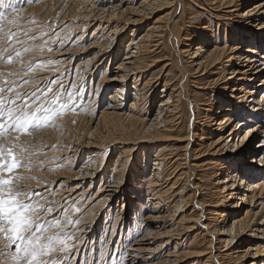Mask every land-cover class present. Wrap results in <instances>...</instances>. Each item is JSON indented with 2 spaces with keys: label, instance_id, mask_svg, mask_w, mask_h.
Wrapping results in <instances>:
<instances>
[{
  "label": "bare ground",
  "instance_id": "6f19581e",
  "mask_svg": "<svg viewBox=\"0 0 264 264\" xmlns=\"http://www.w3.org/2000/svg\"><path fill=\"white\" fill-rule=\"evenodd\" d=\"M58 1L60 5L57 8L52 5L53 0L29 6L32 8L30 12L42 20L41 31L49 29L52 34L57 32L63 42L68 43H72L79 33L81 36L77 39L82 40L90 27H95V31L84 50L75 49V45L71 44L69 48L58 47L51 53L55 60L53 62L62 71L49 70L42 74L43 78L62 76L64 67L72 66L70 61H73V57L69 54L92 51L90 54L85 52L86 57L76 66L81 74L82 71L86 73L85 76L89 73V80L81 77L83 81L77 79L75 83L83 86L84 91L88 86L94 87L95 96L99 94L100 87L110 92L107 98L109 106L100 112L99 117H94V110H87L90 105L87 104L89 101L83 99V91L75 101L80 113L60 118L52 127L42 131L47 139L46 144L50 146L48 153L58 151L56 155L60 162L69 161L74 167L78 158L89 153L88 159L70 175L69 179L77 181L71 183L72 194L80 190L81 194L88 192L94 185L93 180L98 176L102 164V145L99 143L105 142L101 140L104 128L119 131L120 140L115 143L123 144V151L117 156L121 167L114 166L111 171L113 183L105 179V174L111 173L105 170L100 187L94 194L98 203L104 202L108 206L105 209H108V215L112 214V204L116 198L117 202L120 198L118 191L120 184L124 183L125 169L129 162L137 160L135 153L143 148L144 143L185 142L180 148L177 144L161 143V148L156 151L157 177L143 176V181L147 182L145 205L149 207L145 219L147 227L127 249L129 264H184L193 257L202 258L201 264H264V117H260L264 116V0H202L199 3L193 0L210 17H206L207 22L201 25L206 30L199 29L197 17L192 16L193 30L190 37L185 38L190 42L186 44L187 49L177 51L184 53L189 60L180 63L177 59L164 64L166 70L171 67L164 77L160 101L153 107L155 95L151 89L157 91L161 76L144 79L142 72L150 66L145 64L144 57L162 46L164 27L180 42L179 21L173 16L178 4L183 5L184 0ZM165 9H172L167 11L169 19L166 25L162 24L163 18H167L165 14L149 21ZM22 12L24 10L19 12V17ZM184 15L185 11L183 18ZM213 17L218 22H214ZM146 22L148 27L139 34ZM213 22L217 26L224 22V39L219 35L222 32L219 31L220 26L213 34ZM127 32H131L132 36L129 43L126 42L124 56L118 59V53L114 50L118 44L122 49L120 44L124 39L121 38ZM97 33L103 41L99 40ZM108 57L109 64L113 60L116 65L109 72L108 69L100 71ZM70 58L72 60L68 61ZM4 67L7 66L0 65L3 72L6 71ZM99 71L101 77L93 85L92 81ZM69 79L65 82H72ZM130 79L134 80V85L128 88ZM193 86L198 90H193ZM127 102L130 104L127 105ZM185 108L189 115L186 134H183L184 125L181 123ZM87 115L90 119H87ZM80 120L88 121L81 135L74 140L60 142L59 136H63L60 129L77 124ZM179 150H182V159L185 160L183 164L178 163ZM144 151L143 159L148 162L150 152ZM168 162L175 166L172 170L174 176L165 174L168 172ZM140 169L138 165L137 170ZM207 170L213 172L209 181L203 179ZM62 173L51 174L55 178H62ZM65 174L67 176L68 173ZM172 174L169 171V175ZM132 191L129 189L125 199L130 205L144 206V202L140 201L142 190ZM137 192L139 198L135 195ZM123 193L125 195V190ZM205 195L212 200L205 198ZM126 200L122 201V212ZM137 214L135 212L130 217L133 226L137 223ZM92 227L89 224L88 228ZM188 231H195L196 235L195 242H191L187 249L183 248L180 240Z\"/></svg>",
  "mask_w": 264,
  "mask_h": 264
},
{
  "label": "rangeland",
  "instance_id": "374dc122",
  "mask_svg": "<svg viewBox=\"0 0 264 264\" xmlns=\"http://www.w3.org/2000/svg\"><path fill=\"white\" fill-rule=\"evenodd\" d=\"M41 1L43 2L45 0H34L33 3H27L26 0H17L18 8H20L21 11L24 10V12H22L23 14L20 13V17L18 16L17 23L15 25L11 26V31L17 32V37H15L14 39H20L23 41L22 44H14L13 45L14 48L21 50L22 55L20 57L14 56L12 64L0 63V65H2V66H4V65L7 66V67H4V70H6L5 72L0 70V82H3L5 80L15 81L17 84L21 85L20 87H18L16 89V91L21 92V93H24L26 91H29V90L35 88V87H39V86L43 85L44 81H45V78H43V75L47 71H49V70L50 71L56 70L57 72L62 71V68L60 66H57L56 63L53 62L55 60L52 59V57H51L52 56L51 53L55 52L58 47L64 48V46H66L65 48H69V47H71V44H73V45H75V49L83 48L84 46H87L91 42L90 38L93 37L92 34L95 31V27H90L85 32L84 38L82 40L77 39L79 36H81V34L79 33L75 37V39L72 43L71 42H69V43L63 42L62 37H60L57 32H54L52 34V32H51L52 30H49V29L46 30L45 29V30L41 31L40 30V26H41L40 24H43L42 20L40 18H38V15L34 14L33 12H30L32 10V8H29V6L32 7L34 4L41 3ZM192 1L193 0H184L183 5L178 4V10L176 12V15L173 16L174 19H178V21H179L180 42L175 40L172 37V34H170L169 30H167L166 27H164L163 28L164 29L163 30L164 36L161 39L162 40V46L156 50L154 49L153 52L145 54V57H144L146 60L145 64L148 63L147 65H150V66L145 67L144 68L145 71L142 72L144 74L143 75L144 79L145 78L148 79L149 77L161 76V79L159 80V83H158L157 88H156L157 91H153L152 87H154V86L151 87L152 88L151 93L153 92L155 95L154 100H152L153 101L152 107L155 106L156 104H158L160 101L162 89H163V86L165 83L164 77L166 76L167 72L169 71V69L171 67V66H169V68L166 70L164 68V64L167 62H172L174 60L176 61L177 59L179 60L180 63L182 61L184 63H187L189 60L188 56H186L183 52H182L183 54H180L177 51L182 50V49H187L186 44L188 42H190V40H187L185 38H186V36L190 37V34L192 33V30H193V29H191L192 21H193V20H191V19H193L192 16L197 17L196 20H198L197 22L200 23L198 25L199 29L206 30V29H203L202 26H203L204 22H207L206 19L210 18V17L203 9H199L197 7V5L195 3H193ZM107 2H108V0H107ZM197 2L198 3L202 2V0H197ZM52 5L55 6L54 8H57V6L60 5V3L58 0H55V1L53 0ZM27 7H28V10H27ZM174 7H177V6H174ZM168 10H172V9L160 10L158 13H156V15L154 17H151L150 18L151 20H149V21L152 22V21L156 20L157 17L163 16V14H165V17H167V18H163L164 22L162 24L166 25V22H168V19H169V15H167ZM0 11H2V9H0ZM184 11H185V15L183 18L182 14ZM8 18L12 19L13 17L9 16ZM212 19H215L214 22L218 20V19H216V17H213ZM149 21H147V22L149 23ZM147 22L144 24V27L141 28V30L138 32L139 34H141L143 32V30H145L148 27L149 24ZM214 22H213L214 26H212V28H214L213 34L214 35L216 34L217 28L220 26L219 31L220 32L222 31V32L219 35H221L220 37L222 39H224V35H225L224 22H221L222 24L220 23L221 25H219V26H217V23H214ZM35 23H37V24H35ZM3 26L7 29V27H8L7 21L4 22ZM53 30H55V27ZM194 31H196V30H194ZM138 33H136V34L139 35ZM1 35H3V33H1ZM41 35H43V36H41ZM97 35L99 36L100 34L97 33ZM32 36H35L36 38L35 39H27L26 38V37H32ZM45 36H46V38H45ZM131 36H132L131 32H127L126 34H124L121 38V39H124V42H123L124 45L120 44L122 49H120L119 44H118L117 45L118 49L116 48L114 50V52L118 53V59H121L124 56L125 49H126L125 45H127V43H129V39ZM47 38H48V40H47ZM58 38H60V40ZM95 38H98V37H95ZM37 39L38 40L40 39V40L38 41ZM99 40L103 41V39L101 37ZM45 41H46V43H45ZM31 43H33V44H31ZM41 43H43L44 45ZM36 44H38V45H36ZM68 44H70V45L68 46ZM25 47L29 48L28 52H23V48H25ZM49 47L52 48L53 50L48 51ZM0 48H7L8 49L6 52L3 53V55L5 57L13 51L12 48H8V42L7 41H0ZM152 48H154V47H152ZM84 49L85 48H83L81 50H84ZM85 52L87 53V51H80V52L69 54L70 57H73V61H70V62H72L71 63L72 66L64 67L65 70H64V74L62 75L64 80H66L67 78H70L69 81H72V82H76L78 80H81V82H82L83 79L86 80V78H87V80H89V77H90L89 73H87V76H85L86 73H83V71H82V74H81V71L79 69L77 71L78 67H76V66H78V63L81 60H83L86 57V55L90 54L92 51H90V53H87V54ZM18 60H21V62H19ZM69 60H72V58L68 59V61ZM109 60H110V58L108 57L104 61V63H102V65L100 67V71L108 69L107 72H109L112 69V67L116 65L115 64L116 61L112 60V62L109 64ZM48 61H52L53 64L52 63L48 64L47 63ZM41 62H43L45 64L44 70L37 68L35 71L29 72L27 76L22 75V73L27 70L29 65H35V64H38ZM55 66H57V67H55ZM100 71L94 77V79L92 81L93 85H94V83L97 84V82L99 81V78L101 77V74H102V73H100ZM9 73H16L17 75L10 76ZM174 73H175V71L173 73H171V77ZM69 74H70V76H69ZM35 75H36V77H35ZM58 76H52L50 78H55ZM81 77H83V79ZM40 78H43L44 81L39 80ZM23 81H29V83L25 84V83H23ZM96 84H95V86H96ZM133 85H134V80L130 79L128 81L127 87L129 88V86L132 87ZM90 87L91 86L86 87V90L83 93V99L87 102L89 101L87 104L91 106V107L89 106L87 110L89 112H92L94 110V112H95V113H93L94 117H99L100 112L109 106L107 98L109 97L110 92L107 89L104 90L101 87L100 88L98 87L100 89L99 94L97 96H95L96 95L95 94L96 89L94 87L93 88L91 87V89H92L91 90ZM193 88H194L193 90H196V91L198 90L194 86H193ZM129 102H127V105L130 104ZM74 106L76 107L75 112L67 111L66 113H64L60 117L56 118L50 126H46L40 130L34 131V132H32V134L30 136H22L21 137L20 142L23 143L24 146L26 148H28V150H29L27 153H25V155H26L27 159L30 161V169H31L30 171H23V175L35 178L32 180H25L23 183L27 187L43 191L44 194L49 197L50 201H55L59 205L64 204L65 203L64 199H66V198H69L72 202H74V209L69 212V216L72 217L73 219H75L77 217L80 218V223L77 224L75 226V229H74L76 237H75V240L73 241L76 245V248H78L79 251L75 252V255L72 257L70 264H126L127 262H128L127 264H129V256H127L129 251L127 249L129 247H131V245L137 239H139L140 236H142L143 231L145 229L144 227H147L145 219H146L149 207L145 205V200L147 197V193L145 192V190L147 189V182L143 181V178H145L143 176H150L152 178L157 177V175L155 174V172H157V170H155V167H156V165H155L156 151L161 148V143L164 142L165 144L166 143L177 144V145H180L179 146V148H180V147H182V144L184 145L185 142L181 143L179 141L171 140L173 143L171 141L153 142V143H150V145L148 143H147V145L144 143L143 148L135 153L134 158L136 157L137 160L135 161L133 159V162H129L128 167L125 169L126 175H125V178L123 180L124 183L120 184L121 189L118 191V194H119L118 197L120 196V198H119L118 202H117V198H116L114 204H112V206H114V209L111 211L112 214L108 215V211H107L108 209L105 210L106 208H108V206L107 205L105 206L104 202L98 203L97 202L98 199H95L96 196H94V194L98 191V188L100 187L99 185H100L101 176L103 174H105L106 171L111 172L112 168L114 166H116L118 168L121 167V163L117 162V159H118L117 156L120 155L119 154L120 151H123L121 149L123 144L121 145V144L115 143L116 140H120V136L118 135L119 131H115V130L113 131V129H110V128H108L109 130L108 129L106 130V128H104V129L102 128L104 130V132H103V137L101 138V140L105 141L103 143H99L102 145L100 147V152L102 155L101 156L102 157V159H101L102 164L98 169L99 170L98 176L95 178V180H93L94 185H92V187H91V185H89L92 190L89 189L88 192L84 191L82 194H81L82 190L77 191V193L75 192L72 194V192L70 191L72 188L71 183H76L77 181H72V179H69V178L73 175L74 171H77L79 169V167L82 165V162H84V160L88 159L87 155L89 156V153L86 152L84 155L85 157H82L81 159L78 158V161L75 164V166H74L75 168H74L73 165H71L69 161L68 162L67 161H63V162L61 161L60 162V160L57 159L56 152H58V151H56L55 154L48 153V151H50V146L46 144V141H47L46 136L42 134V131H44L45 129H48L49 127H52L55 124V122H57L56 120H59L60 118H64V117H66L70 114H73V113H80L81 112L80 107H77L78 105L76 103H74ZM122 107H125V106H122ZM186 109L187 108H185L183 110L184 121H183V123H181L182 126L184 125L183 126V129H184L183 134H186L185 130L188 126V124H187L188 118L187 117L189 114L187 111L188 109L187 110ZM87 117H88V115H87ZM260 117H262V119H263L264 116L260 115ZM87 119H90V118L88 117ZM190 120L192 121L191 118H190ZM87 122L88 121H86V120L85 121L80 120L79 123H77V124L74 123L75 125L74 124H72L71 126L67 125L63 129H60V135L63 133L62 134L63 136L61 135L62 137L59 136L60 142H63V141L66 142L68 140H74L75 138H78L81 135L83 128H85V126L87 125ZM81 127H82V129H81ZM228 132H226V133H228ZM13 135H15V133H13ZM153 145H155V146H153ZM149 147L151 149L147 150V148H149ZM144 150L150 152L149 159L147 160L148 162H145V160L143 159V153H145ZM178 154H177L178 155L177 157H180V159H178L179 160L178 163L183 164V161H185V160L182 159L183 158L182 150H179ZM63 157L65 158V156H63ZM188 159L189 158L187 155V161H188ZM138 165H140V167H141L140 171L137 170ZM162 165H164V163ZM167 168H168V170H167L168 172H165V174L168 173L167 174L168 177L174 176V173H173L174 171H172V170H174L175 166L171 165V163L168 162ZM68 170H70V171H68ZM169 171H170V174H172V173L173 174L169 175ZM209 171L210 172H208V170H207L203 174V179H205L206 181H209V179H211V176L213 174V172H211V170H209ZM58 172L59 173L63 172L62 176L66 177L67 179L64 177L61 178L60 176L55 178L54 174H57ZM51 173H54V174H51ZM65 173H68L67 176ZM198 173L202 174L201 171H199ZM63 174H65V175H63ZM111 174H112V172L105 174L106 175L105 179H107L109 182L113 181L114 176H113V174L112 175ZM199 176H201V175H199ZM37 181H39V183ZM89 182L91 183V180ZM68 185H69V187H68ZM134 185L136 187L137 186L138 187L136 188ZM165 185L166 184H163V186H165ZM45 189H47L48 191H44ZM129 189H130V192L132 190H135V189L138 192H139V190H142V191H140V194H142V195H140V197L142 196L140 201L144 202V206L141 205V207H137L134 204L130 205V203L125 199V198H127L126 193L129 192ZM123 190H125V195L123 193ZM138 192L135 193V195L139 198ZM70 195H71V197H70ZM205 196H206L205 198L212 200V198L209 195H205ZM123 200H126V204H125L126 206L124 207V210L122 212L121 208H122V204H123L122 201ZM117 204L120 206H118ZM75 209H79V211H75ZM121 212H122V214H121ZM135 212L138 213L137 217H136L137 219L135 218L137 223L134 224V226H133V221H132L133 219L130 220V217L132 215H134ZM95 214H97V215H95ZM119 214H121L122 217H120ZM89 224H92L93 227L88 228ZM93 228H95L94 231H93ZM85 230H87V231H85ZM84 234H85V236H84ZM195 235H196L195 231H188L182 236V239L180 240V242L183 243V248L188 249L187 246H189V244L191 242H192L191 244H193V242H195L194 241ZM105 241H107V242L105 243ZM173 245H174V243H173ZM73 251H75V249ZM101 252L104 253L103 259H101V257H100ZM201 260H203V259L200 257H198V258L193 257V258H189L184 264H201Z\"/></svg>",
  "mask_w": 264,
  "mask_h": 264
},
{
  "label": "snow or ice",
  "instance_id": "6c2138e0",
  "mask_svg": "<svg viewBox=\"0 0 264 264\" xmlns=\"http://www.w3.org/2000/svg\"><path fill=\"white\" fill-rule=\"evenodd\" d=\"M0 9V41H7L8 48L13 49L5 57L3 53L8 49L0 48V63L12 64L14 56L22 55L13 45L23 41L14 39L17 32L11 31L21 9L17 0H0ZM5 21L7 29L3 26ZM28 51L29 48H23V52ZM37 68L44 70L45 64L29 65L22 75ZM20 86L15 81L0 82V264H70L79 251L73 241L80 218L69 216L74 202L66 198L64 204L58 205L43 191L23 183L35 178L23 175V171L31 169L25 155L29 150L20 141L22 136L50 126L67 111L75 112L74 103L84 89L75 82L66 83L62 76L46 79L43 85L24 93L16 91ZM100 257L104 258L103 252Z\"/></svg>",
  "mask_w": 264,
  "mask_h": 264
}]
</instances>
